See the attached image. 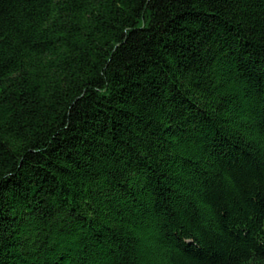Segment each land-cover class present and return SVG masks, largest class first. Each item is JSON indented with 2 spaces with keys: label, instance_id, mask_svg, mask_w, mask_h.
<instances>
[{
  "label": "trees",
  "instance_id": "trees-1",
  "mask_svg": "<svg viewBox=\"0 0 264 264\" xmlns=\"http://www.w3.org/2000/svg\"><path fill=\"white\" fill-rule=\"evenodd\" d=\"M0 264H264V0H0Z\"/></svg>",
  "mask_w": 264,
  "mask_h": 264
}]
</instances>
